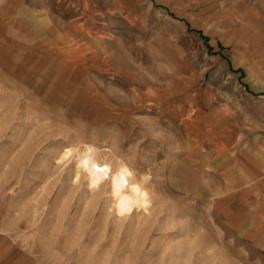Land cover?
<instances>
[{
  "label": "rangeland",
  "instance_id": "rangeland-1",
  "mask_svg": "<svg viewBox=\"0 0 264 264\" xmlns=\"http://www.w3.org/2000/svg\"><path fill=\"white\" fill-rule=\"evenodd\" d=\"M88 148L148 205L118 215ZM0 237L16 264H264V0H0Z\"/></svg>",
  "mask_w": 264,
  "mask_h": 264
},
{
  "label": "bare ground",
  "instance_id": "bare-ground-1",
  "mask_svg": "<svg viewBox=\"0 0 264 264\" xmlns=\"http://www.w3.org/2000/svg\"><path fill=\"white\" fill-rule=\"evenodd\" d=\"M96 156L97 153L92 148L86 149L84 154L78 156V171L88 169V183L93 190L108 187L115 200L118 215L127 216L132 214L136 208L148 205L147 189L145 190L134 180L133 174L128 168L122 166L117 170H112L102 167L97 163Z\"/></svg>",
  "mask_w": 264,
  "mask_h": 264
},
{
  "label": "crops",
  "instance_id": "crops-1",
  "mask_svg": "<svg viewBox=\"0 0 264 264\" xmlns=\"http://www.w3.org/2000/svg\"><path fill=\"white\" fill-rule=\"evenodd\" d=\"M8 241V242H7ZM10 243L9 240L0 237V264H16L15 258L9 252L10 251Z\"/></svg>",
  "mask_w": 264,
  "mask_h": 264
}]
</instances>
